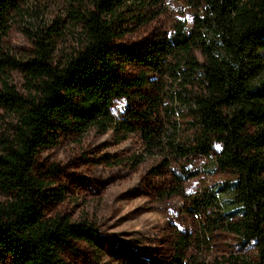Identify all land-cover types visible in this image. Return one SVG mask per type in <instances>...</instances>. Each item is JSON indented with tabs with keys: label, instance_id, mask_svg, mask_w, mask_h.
Returning a JSON list of instances; mask_svg holds the SVG:
<instances>
[{
	"label": "trees",
	"instance_id": "1",
	"mask_svg": "<svg viewBox=\"0 0 264 264\" xmlns=\"http://www.w3.org/2000/svg\"><path fill=\"white\" fill-rule=\"evenodd\" d=\"M165 1L71 0L66 19L45 23L31 0H0V111L11 118L0 131V191L9 196L0 203V264H72L62 251L90 238L84 225L42 213L47 182L33 169L36 155L61 134L89 129H112L118 140L138 131L146 149L166 151L168 162L208 156L219 144L214 164L234 178L193 199L192 209L216 206L211 227L254 245L255 259L230 255L227 264H264V0H181L190 26L176 21L168 36L143 45L112 43L155 19ZM73 22L80 31L67 46L64 30ZM14 24L31 43L24 57L6 43ZM132 66L140 70L129 75ZM15 71L24 92L11 82ZM150 71L158 77L153 96L138 90ZM132 97L140 111L116 119L115 100ZM174 115L190 117L191 138H182ZM192 245V236L180 235L167 264H209L186 254Z\"/></svg>",
	"mask_w": 264,
	"mask_h": 264
},
{
	"label": "rangeland",
	"instance_id": "2",
	"mask_svg": "<svg viewBox=\"0 0 264 264\" xmlns=\"http://www.w3.org/2000/svg\"><path fill=\"white\" fill-rule=\"evenodd\" d=\"M31 2L45 23L54 18L66 19L71 6V0ZM191 19L190 8L181 0H166L155 19L133 26L112 43L122 47L143 45L168 36L176 21L190 26ZM79 31L77 23L68 24L64 44L73 46ZM6 43L17 57H24L31 48L19 24L12 26ZM197 57L202 60L199 52ZM139 70L134 66L126 68L129 75ZM10 75L17 90L24 92L21 73L15 71ZM147 76L150 82L138 90L153 96L152 81L158 77L151 71ZM141 108L137 98H120L115 100L111 113L120 119L126 112L137 113ZM174 119L179 121L182 138H191L193 129L186 122L190 117L183 120L174 115L170 120ZM10 122L11 118L0 111V131ZM164 124L166 128L168 124ZM219 150L220 145L214 144L208 156L168 162L166 151L146 149L138 131L129 132L122 140L112 129L104 133L89 129L61 134L54 145L36 155L33 169L35 175L47 182L49 196L42 205V213L48 217L66 216L84 225L90 235L87 240H71L62 256L72 264H123L126 260L135 264H167L176 251L177 238L185 235L193 239L186 254H194L209 264H227L230 255L255 259L253 244L243 243L223 228L211 227V221L219 215L216 206L202 214L192 209L193 199L214 192L234 178L231 171H220L215 166ZM218 194L222 202H228V208L233 207L228 192ZM8 199L0 191V203Z\"/></svg>",
	"mask_w": 264,
	"mask_h": 264
}]
</instances>
